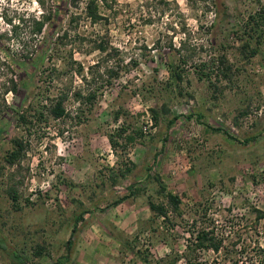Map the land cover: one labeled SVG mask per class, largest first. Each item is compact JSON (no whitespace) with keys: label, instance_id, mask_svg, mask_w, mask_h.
Instances as JSON below:
<instances>
[{"label":"rangeland","instance_id":"374dc122","mask_svg":"<svg viewBox=\"0 0 264 264\" xmlns=\"http://www.w3.org/2000/svg\"><path fill=\"white\" fill-rule=\"evenodd\" d=\"M70 1L0 4V127L7 128L0 138L1 237L30 260L43 246L49 257L33 264L56 263L67 254L75 215L86 208L91 214L74 235L69 264H166L185 254L192 233L202 229L225 243L219 254L199 252L203 262L264 264V218L258 219V212L264 215V49L245 60L236 34L255 10L254 0H110L113 9L102 10L107 21L96 24L86 17L87 0L77 9ZM43 15L53 20L34 41L30 21ZM100 44L106 54L96 50ZM38 45L44 61L29 90L5 94L9 79L34 70L25 58ZM221 55L232 71L228 79L213 78L215 90L199 80L196 66ZM11 58L25 63L23 70L12 68ZM168 64L184 71L183 82L171 80ZM110 68L119 77L106 88ZM39 89L52 99L68 94L69 116L19 126L14 111L27 110ZM88 90L98 92L92 109L74 98ZM166 106L165 118L179 117L169 131L164 117L150 124V109ZM118 131L123 136L113 149L109 137ZM134 135L136 142L127 145ZM14 139L23 140L26 153L11 167L6 157ZM128 162L133 173L113 186L110 170ZM158 175L181 200L168 219L149 206L167 204ZM132 185L141 194L110 208ZM0 264H13L2 250Z\"/></svg>","mask_w":264,"mask_h":264},{"label":"trees","instance_id":"16d2710c","mask_svg":"<svg viewBox=\"0 0 264 264\" xmlns=\"http://www.w3.org/2000/svg\"><path fill=\"white\" fill-rule=\"evenodd\" d=\"M82 0H71L70 4L73 8H79L80 4L82 3ZM112 2H116V0H112ZM206 2V1H204ZM256 4V8L253 12H251L247 19L243 22L242 27L240 28V31H238L236 34L239 36V42L240 47L238 48L239 54L245 59V60H251L255 58L257 55L261 54L264 49V0H254ZM85 14L87 19L91 21V23L96 24L103 20H106L105 16L102 14V10H112L113 6L110 2V0H87L85 4ZM210 12V11H206ZM2 15V20L5 19L6 23L12 27V31L14 30L13 21L9 20L8 18L4 17V14ZM53 16H56L53 15ZM30 20V19H28ZM53 17L51 15H43L42 17H34L30 21L31 22V28L32 32L31 35L32 40H37L39 36H41L45 30V27L49 21H52ZM74 19H72L73 21ZM107 21V20H106ZM5 37L4 34H0V51L4 49V45L2 44V39ZM34 38V39H33ZM67 38V34L65 33L60 39H58V42L63 43V39ZM59 44V43H58ZM58 44H55L57 46ZM185 45L184 42L180 44L181 47ZM102 54H106L108 52V48L104 46V44H100L97 46V49ZM39 49V45L36 46L35 49H33V52L30 55H27L25 59L32 62V65L35 66L34 70L30 72L24 73V75L21 77L20 80H17L16 75L8 80L9 87L6 88L5 94H17L19 92L20 88H23L24 90L28 91L30 87V82L32 79L37 77L38 74V66L44 61L43 52H41ZM11 67L12 68H19L20 70H23L24 64L20 61H15L13 58L10 59ZM183 65H187V61H182ZM1 68V67H0ZM33 68V67H32ZM36 69V70H35ZM168 70L170 73L171 80L174 81V83L180 84L184 80V74L183 70L179 66H174L173 64H168ZM83 71V70H82ZM232 68L229 65V61L225 55L219 56L217 59H212L209 62L201 63L200 65L196 66V74L200 81H207L210 84H212V80L214 77L216 78H229V73H231ZM108 74V80L105 83L106 88H111L113 86V80L117 79L119 77L118 73H115L112 68H110L107 71ZM80 75H83L82 72H80ZM84 81L87 82V79L83 77ZM95 80V78H93ZM212 86H214L212 84ZM103 87V88H105ZM215 87V90H217V87ZM45 89H39V91L34 95L33 102H31L28 105L27 110H19L14 111L15 120H17V123H19V126L22 127H33L35 123H46L48 121L47 118L53 119V120H62L69 116L66 108V102L68 101V94H62L58 96L55 99H52L49 95H47ZM74 98L77 101H80V103L88 105L90 109L94 107V105L97 102L98 98V92L94 90H88V93L86 95L83 94V91H79L74 95ZM150 113L152 114V122L154 121L157 125L160 121L161 117H164L166 113H170V111L166 107L162 108V112L159 111L158 108H152L150 109ZM194 116V115H192ZM192 116L187 117V119L191 120L193 119ZM121 117V113H118L116 115V122L119 121V118ZM204 116L199 115L197 116V119L199 121L202 120ZM165 118V117H164ZM179 117L177 115H172L169 118H165L164 120L167 121V130L169 131L172 129ZM29 129V128H27ZM7 128L0 127V138L2 135L6 132ZM214 130V129H213ZM216 132H223V129H215ZM226 135L227 132L225 133ZM123 136V133L118 131L116 135H111L109 137L110 144L113 149H116L119 145L115 138H121ZM137 136H129L126 137V144L130 145L136 142ZM252 141H255V138H252ZM13 149L12 151L7 155L6 157V163L14 167L17 164H19L22 160L23 155L26 153V145L23 142V140L14 139L13 142ZM126 163L122 167L118 166L116 169H111L110 174L111 177L109 178L112 181L113 186L120 183L121 180L126 179L129 175L133 173L134 164ZM130 165V166H129ZM149 171H151L149 169ZM151 177L147 175L146 183L149 181ZM154 180L160 185L161 190L166 194L165 198L167 200V204H156L154 201L149 202L150 210L157 216L158 218H165L168 219L169 212L171 213H177L180 210L181 206V200L179 197L175 196L173 193L168 192L167 188L162 183V179L159 177L154 176ZM127 194L123 197L117 198L115 201H113L111 204H109L110 208H117L118 206L129 202L131 199L138 197L141 192L143 191L141 188H139L136 185L129 186L127 189ZM9 196L14 202V208L19 210V207L17 205L18 197L16 196V193L13 190L9 191ZM29 202V201H28ZM81 207L84 205L82 203H79ZM97 209V206H94V210ZM90 209L84 208L81 210L77 215L74 217V224H73V230H72V239L69 240L65 244V248L67 249L66 256L59 259L56 263L52 264H69L72 261L73 256V248H74V235L79 232L78 227L83 225L85 221V217L90 213ZM264 218V215L261 212H258V219ZM224 240L217 238L214 231L208 230V229H202L200 231H197L196 233H192L191 239L189 240V244L186 246L185 254L182 256L173 255L170 256L169 261L166 262V264H179L181 260L185 261V264H208L206 262H203L199 257L198 253L201 251H208L213 252L215 254H219L221 250L224 248ZM234 246H237V243L234 244ZM0 250L4 251L10 256V259L13 264H33L37 263L36 261H42L49 257L46 255V249L43 246L38 245L35 249H33V259L30 260L29 257L25 255L23 251L20 252V250L15 249L13 247H10L6 240L1 237L0 235ZM246 248L244 249V251ZM144 261H147V258H144ZM40 264V263H39Z\"/></svg>","mask_w":264,"mask_h":264},{"label":"clouds","instance_id":"9594fccd","mask_svg":"<svg viewBox=\"0 0 264 264\" xmlns=\"http://www.w3.org/2000/svg\"><path fill=\"white\" fill-rule=\"evenodd\" d=\"M5 2V0H0V4H3Z\"/></svg>","mask_w":264,"mask_h":264},{"label":"built area","instance_id":"2783aa9c","mask_svg":"<svg viewBox=\"0 0 264 264\" xmlns=\"http://www.w3.org/2000/svg\"><path fill=\"white\" fill-rule=\"evenodd\" d=\"M150 124L152 125V120L150 121ZM147 127H145V131H146Z\"/></svg>","mask_w":264,"mask_h":264},{"label":"crops","instance_id":"0c3cea01","mask_svg":"<svg viewBox=\"0 0 264 264\" xmlns=\"http://www.w3.org/2000/svg\"><path fill=\"white\" fill-rule=\"evenodd\" d=\"M73 260V259H72ZM79 261V260H78Z\"/></svg>","mask_w":264,"mask_h":264}]
</instances>
